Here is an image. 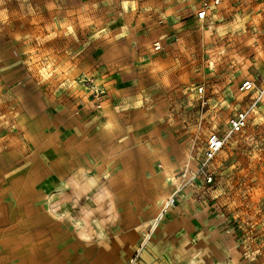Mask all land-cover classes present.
Returning a JSON list of instances; mask_svg holds the SVG:
<instances>
[{
    "label": "rangeland",
    "instance_id": "rangeland-1",
    "mask_svg": "<svg viewBox=\"0 0 264 264\" xmlns=\"http://www.w3.org/2000/svg\"><path fill=\"white\" fill-rule=\"evenodd\" d=\"M205 1L213 0H0V190L2 166L10 174L32 166L30 179L11 181L10 191L33 192L51 166L61 176L89 168L97 184L110 179L103 167L137 156L151 158L163 181L138 184L145 198L137 218L159 194L168 199L185 164L200 162L208 136L223 134L249 101L242 83L264 79V0H220L198 20ZM108 120L119 135L106 130ZM59 130L71 133L67 141ZM80 138L101 150L83 157L86 164L49 157L57 139L78 145ZM210 170V205L227 218L233 242L229 264H264V99ZM115 177L108 193L135 192L122 171ZM89 194H75L68 217L74 233L86 227L94 243L105 233L97 214L83 213Z\"/></svg>",
    "mask_w": 264,
    "mask_h": 264
},
{
    "label": "crops",
    "instance_id": "crops-1",
    "mask_svg": "<svg viewBox=\"0 0 264 264\" xmlns=\"http://www.w3.org/2000/svg\"><path fill=\"white\" fill-rule=\"evenodd\" d=\"M104 124L115 136L122 132L113 129L110 120ZM31 128L34 134V126ZM60 131L55 132L56 136H64L67 141L71 133ZM132 131V127L124 129L129 136L133 135ZM32 136V142L36 144ZM57 140L49 149V157H61L71 166L82 161L86 164L83 157L90 159L95 152L101 151L87 144L85 138H80L78 145L58 143ZM68 154L78 155L69 159ZM133 157L129 164L122 162L120 168L112 164L103 167L101 174L110 179L103 182L99 179L97 184H94L96 176L88 173L89 168L77 171L74 176H61V170L51 166L43 171L40 181L34 183L33 192L26 187L17 192L10 191L13 188L11 181L30 179L31 173H35L32 166L24 172L16 168L12 174L4 170L9 167L2 166L0 264H229L233 253L229 224L224 214L210 205V188L203 192L187 188L183 191L186 194L179 193L175 203L164 210L173 193L168 192L165 200L159 194V198L152 200L150 208L143 210L145 217L137 218L142 207L138 199L145 198L137 192L138 184L159 187L163 181L150 170L151 158L138 163L137 156ZM107 161L112 163L111 159ZM97 166L102 168L100 163ZM118 171L127 175L135 192L106 191L110 188H104V185L121 179L119 175L116 176L118 179L115 177ZM73 187L74 192L70 190ZM161 188L164 191V187ZM85 191L90 194L82 203L83 213L97 214L100 220L96 229L105 233L94 243H90L91 234L86 227L81 230V236L75 234L68 217L75 194ZM160 211L163 215L158 219ZM107 216H118V219L108 224ZM43 237L49 239L45 241Z\"/></svg>",
    "mask_w": 264,
    "mask_h": 264
},
{
    "label": "built area",
    "instance_id": "built-area-1",
    "mask_svg": "<svg viewBox=\"0 0 264 264\" xmlns=\"http://www.w3.org/2000/svg\"><path fill=\"white\" fill-rule=\"evenodd\" d=\"M219 1L220 0L205 1L203 6L196 13L197 18L201 20L205 19L208 11H210L212 6L218 5ZM159 48L160 45L156 44L155 49ZM240 90L244 94L249 95V101L228 119L227 127L223 134L214 132L208 136L202 158L197 165L191 166L190 163L185 164L181 171V176H177V180L181 179L180 188L175 194L169 197V205L175 203L177 195H179V193L181 194L185 187L189 185L194 186L200 183V185H203V188H208L213 184V175L210 170L211 162L225 146L229 137L243 131L250 117L263 101L264 79L260 82L247 79L240 86Z\"/></svg>",
    "mask_w": 264,
    "mask_h": 264
},
{
    "label": "bare ground",
    "instance_id": "bare-ground-1",
    "mask_svg": "<svg viewBox=\"0 0 264 264\" xmlns=\"http://www.w3.org/2000/svg\"><path fill=\"white\" fill-rule=\"evenodd\" d=\"M179 188H180V183H178V185H177L176 189L174 190L173 194H175V193L179 190ZM181 190H182V189H181ZM173 194H172V195H173ZM170 197H171V196H170ZM168 206H169V202L167 201V202L165 203L164 207H163V210H164V208H166V207H168ZM162 215H163V214H162V211H160V213H159V215H158V219L161 218Z\"/></svg>",
    "mask_w": 264,
    "mask_h": 264
}]
</instances>
